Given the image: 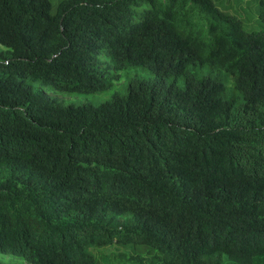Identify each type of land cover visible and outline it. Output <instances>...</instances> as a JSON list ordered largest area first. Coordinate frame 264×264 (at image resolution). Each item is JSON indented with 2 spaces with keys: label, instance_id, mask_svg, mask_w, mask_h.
<instances>
[{
  "label": "trees",
  "instance_id": "1",
  "mask_svg": "<svg viewBox=\"0 0 264 264\" xmlns=\"http://www.w3.org/2000/svg\"><path fill=\"white\" fill-rule=\"evenodd\" d=\"M254 6L247 31L214 0H0V255L102 264L92 249L118 246L131 264H264ZM205 64L238 95L190 72ZM139 66L153 77L98 106L28 83L95 93Z\"/></svg>",
  "mask_w": 264,
  "mask_h": 264
},
{
  "label": "rangeland",
  "instance_id": "2",
  "mask_svg": "<svg viewBox=\"0 0 264 264\" xmlns=\"http://www.w3.org/2000/svg\"><path fill=\"white\" fill-rule=\"evenodd\" d=\"M60 0H50L53 10ZM216 3H220V7L223 10H228L231 14L236 15L243 21V28L247 31L259 29L257 19V12L255 0H214ZM1 48V47H0ZM2 49V48H1ZM101 60L110 64V58L106 55L100 57ZM190 72L194 74L197 78H203L205 76H210L216 78L225 84L224 97L229 99L231 97H236L238 92L233 88V80L224 71L218 69L209 64L203 66H195L190 68ZM139 77L143 79L152 78V73L144 66H139L136 68L128 69L127 71L121 73V77L118 81H114L113 86L110 89L95 92V93H58L53 91L50 87L41 85L39 82L28 81V83L35 90H42L47 95L53 96L62 100L66 104H90L93 106H98L106 101H109L115 93L125 94L128 82L133 77ZM168 82L172 81V78L167 79ZM177 84L179 86L184 85V77L177 79ZM93 254L100 260L102 264H131L130 261H126L129 257V250L126 248L111 246L102 249H92ZM0 263L3 264H23L20 260H14L9 256L0 255Z\"/></svg>",
  "mask_w": 264,
  "mask_h": 264
}]
</instances>
